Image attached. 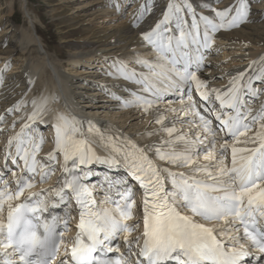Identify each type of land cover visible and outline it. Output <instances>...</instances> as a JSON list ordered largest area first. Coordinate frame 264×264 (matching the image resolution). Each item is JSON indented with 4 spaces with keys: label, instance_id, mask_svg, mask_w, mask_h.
I'll return each mask as SVG.
<instances>
[{
    "label": "snow or ice",
    "instance_id": "snow-or-ice-1",
    "mask_svg": "<svg viewBox=\"0 0 264 264\" xmlns=\"http://www.w3.org/2000/svg\"><path fill=\"white\" fill-rule=\"evenodd\" d=\"M214 4L198 12L192 0H168L160 18L141 34L155 53L152 61L137 55L135 62L147 71L137 72L120 60L110 65L109 76L138 86L128 90L130 99L113 98L124 109L152 115L160 128L147 135L161 136L159 143L142 147L131 138L103 132L92 121L60 113L52 124L54 149L45 162L37 158L46 143L38 125H46L49 98L30 102L32 111L8 140L0 168V264H56L61 249L60 264H245L253 256L245 242L261 254L247 264H264V56L249 69L231 74L227 88L209 86L223 79L200 75L207 71L211 53L220 51L214 49L217 33L249 23L252 11L251 0H234L223 10ZM114 7L121 9L118 3ZM204 10L213 15H204ZM152 12V0H144L133 15V26L139 28ZM4 81L0 72V87ZM28 84L31 90L30 77ZM162 103L181 105L166 110L175 116L169 124L167 114L158 111ZM26 107L22 99L6 114L14 116ZM6 122L0 115V125ZM16 123L13 120V130ZM85 123L109 150L107 157L97 155L85 138ZM185 124L198 129L195 138L181 131L178 125ZM149 153L171 167L158 166ZM60 156L62 182L31 193L38 182L50 181ZM93 164L126 172L114 180L104 176L103 202L113 207L98 205L96 185L86 183ZM173 167L190 171L176 172ZM135 185L143 195V232L132 240L129 237L140 228L139 223H129L135 215ZM113 191L118 199H112ZM73 202L78 234L69 247L65 235ZM120 236L126 254L113 246ZM113 252L118 255L109 257Z\"/></svg>",
    "mask_w": 264,
    "mask_h": 264
},
{
    "label": "bare ground",
    "instance_id": "bare-ground-1",
    "mask_svg": "<svg viewBox=\"0 0 264 264\" xmlns=\"http://www.w3.org/2000/svg\"><path fill=\"white\" fill-rule=\"evenodd\" d=\"M79 1L85 2L84 8H89L82 10L84 18L78 15L71 18V20L77 19V22L74 20L71 23L81 34V43L77 44L78 51L73 53L71 60L74 67L70 74L66 73L59 64L54 63L43 41L37 38V28L25 2L23 3L25 15L30 16L28 17L30 26L28 31L13 24L11 9L6 14H1L0 23L4 22L6 27L1 30L0 34V72H3L5 76L4 86L0 87V115H5L7 122L0 125L3 129L0 131V165H2L0 168H3L8 140L20 131L26 121V114H30L32 111L30 102L33 99L39 100L41 97H48L49 104L48 113L45 116L46 125L39 124L38 127L41 128V131L43 126L50 127L46 131L47 144L43 145L37 157L42 161L46 162L45 158L54 149L52 124L60 113L69 117L75 116L84 122L92 121L103 132L119 135L121 138H131L142 147L160 142L161 136L149 137L147 135L148 132H154L160 128L159 125L153 123L152 115L133 108L124 109L121 106V101L113 98L112 94L120 96L122 99H130L128 90L134 91L138 86L123 79H114L107 73L112 70L110 65L116 60L123 61L129 68H133L137 72L147 71L135 62L137 55L152 61L155 60V53L142 40L141 34L154 25L156 19L160 18L168 0H152L153 12L145 18L139 28L133 26V15L137 8L144 3V0H134L135 6L130 9L128 15L130 17L126 20L121 18L124 12L122 4L118 3L121 6L120 11H117L115 7L114 10L107 8V5L111 4L113 0ZM251 2L252 11L249 23L231 31H221L216 35L214 49L220 51L211 53L207 62V71L200 75L203 79L221 76L223 79L214 81L209 85L210 87L227 88L231 74L249 69V65L253 61L264 56V1L261 3V0H251ZM192 3L198 10L205 4H214V0H192ZM232 3L234 0H226L222 4H217L216 8L223 10ZM203 14L213 15L210 11H203ZM20 62L22 65L18 68ZM6 65L10 67L4 72ZM29 77L34 81L31 90H29L28 84ZM22 99L26 101L28 107L15 113L14 116H8L6 109ZM166 99H175V97ZM258 106L259 102L256 103V107ZM169 107L178 109L181 105L162 103L159 105L158 111L166 113ZM166 114L168 119L165 123L169 124L175 119V116L170 112ZM13 120L17 121L14 130L12 128ZM178 126L181 131L195 138L198 131L195 126L187 124ZM83 131L85 138L92 143L97 155L107 157L109 150L101 145L98 136L87 131L86 123L83 125ZM149 155L155 160L153 153H149ZM62 160L63 157L60 156L59 163L55 165V174L50 181L47 184L38 182L37 186L31 189V193L54 188L56 178L59 179V183L62 182ZM155 162L161 167H171L159 160H155ZM97 167V164H93L91 169ZM105 169L113 173L112 180L126 176L123 168L114 169L115 172L108 167ZM172 170L184 173L190 171L186 168L175 167ZM8 179L14 189L13 178L9 176ZM134 192L137 195L135 197L136 214L142 207L143 195L140 188ZM28 194L29 192L25 193V195ZM94 196L96 200H102L101 202L104 203L103 189L94 188ZM140 216L134 215V219L129 222L130 224H140V228L135 231L137 233L143 232L142 216Z\"/></svg>",
    "mask_w": 264,
    "mask_h": 264
},
{
    "label": "rangeland",
    "instance_id": "rangeland-1",
    "mask_svg": "<svg viewBox=\"0 0 264 264\" xmlns=\"http://www.w3.org/2000/svg\"><path fill=\"white\" fill-rule=\"evenodd\" d=\"M224 1L226 0H222L221 3H215L214 6L216 7L217 4H222ZM263 1L264 0H261V3ZM24 2L28 5L27 7L30 12V16L33 22H35L38 33L36 36L39 40L43 41L45 48L49 52V56L52 58L54 63L59 64L66 73H72L71 70L74 67V64L71 59L73 57V53L78 51L79 47H77V44L81 43V34L71 23L77 19L71 20V18L76 15L84 18L82 17L84 14L82 10H87L89 7L84 8L86 5L85 2H81L79 0H0V17L1 14H6L7 11L11 9V21L13 24L16 27L27 31L30 29L28 18L30 16L25 15V10L23 8ZM117 3L123 5L124 12L121 17L122 20H126L127 18L129 19V11L135 6V1L113 0L111 4L107 5V8L114 10V4ZM197 11L200 12L201 8ZM204 11L206 12L207 10ZM5 27L6 24L4 22L2 24L0 23V34L1 30ZM21 65L22 64L20 62L18 64V68H20ZM49 129L50 127L43 126L42 132L41 128H39L46 140L44 145L47 144L48 139L46 131ZM97 166V168L92 170L93 175L90 181L86 182L95 184V188L100 190L102 189L101 185L104 184V176L107 175L111 180L113 173L108 171V169H105V167H108L107 165ZM166 187H171V185L167 183V180ZM99 203H101V201ZM138 215L139 214H137V216Z\"/></svg>",
    "mask_w": 264,
    "mask_h": 264
}]
</instances>
